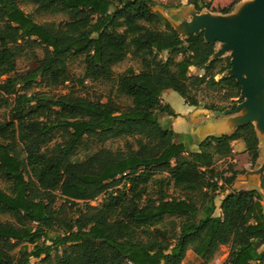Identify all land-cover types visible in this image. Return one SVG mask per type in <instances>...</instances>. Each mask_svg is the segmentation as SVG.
<instances>
[{
    "label": "trees",
    "instance_id": "trees-1",
    "mask_svg": "<svg viewBox=\"0 0 264 264\" xmlns=\"http://www.w3.org/2000/svg\"><path fill=\"white\" fill-rule=\"evenodd\" d=\"M161 1L27 0L68 19L37 23L18 0H0V110L9 109L0 119V216L7 218L0 264H183L188 251L208 264L222 246L229 247L224 264H264V195L233 188L260 157L255 126L206 136L191 150L159 121L160 113L178 117L162 102L168 90L196 108L192 94L204 87L241 101V85L223 77L231 58L211 61L216 45L204 32L182 39L154 10ZM187 5L198 13L209 7ZM26 49L37 66L21 75ZM128 57L140 61V72L115 81L113 68ZM79 59L82 78L70 68ZM191 68L204 74L190 75ZM62 79L80 87L115 81L130 105L35 92ZM238 140L246 150L235 154ZM116 141L124 147H106ZM223 159L227 166L216 172Z\"/></svg>",
    "mask_w": 264,
    "mask_h": 264
},
{
    "label": "rangeland",
    "instance_id": "rangeland-1",
    "mask_svg": "<svg viewBox=\"0 0 264 264\" xmlns=\"http://www.w3.org/2000/svg\"><path fill=\"white\" fill-rule=\"evenodd\" d=\"M20 8L26 13L31 16H33L34 20L37 23H47V22H63L67 21V17L65 15H51L44 12H41L37 10L35 6L28 3L27 0H18ZM250 0H205L206 4H209V7L207 9H204L199 15L204 13H224L227 8H229L233 3H235L233 7V11L235 12L238 10L242 4L249 2ZM188 0H163L161 1V6L156 7L155 11H160L168 20L173 21H180L177 20L179 10L184 7H190L187 5ZM177 6L182 5L179 9H164L162 6ZM191 8H193L191 6ZM216 15V14H214ZM177 18V19H176ZM185 21L191 22L192 18H185ZM181 36L184 39L183 32L181 31ZM220 44H216V50H219L221 47ZM35 54L39 57H43V52L40 48L35 49ZM166 54H164V57ZM230 57V54H225L222 58ZM37 66V62L35 57L31 52H29L27 49L24 52V55L19 58L18 61V73L21 75H26L31 70L35 69ZM71 71L77 78H82L84 74V65L81 59L77 60L71 65ZM141 63L140 61L128 57L125 61L122 63L116 65L114 69L115 73V81L118 79L119 76L123 74L128 73H138L141 70ZM190 75H202L204 74L203 71L198 70L197 68H191L190 69ZM224 76V75H223ZM222 76L218 75L216 76V80H219ZM115 81L113 82H103V81H90L88 80L85 83V87L77 86L76 83H72L69 81H65L64 79L61 80L60 84L56 88H49L45 86L38 85L35 87V92H42L44 94H47L49 96H60L65 95L73 91L78 96L81 97H87L91 100H98L102 99L104 102H106L108 99H114L117 104L121 106V108H127L130 105V100H128L124 96H120L116 93L115 90ZM170 94V97L165 95V99L169 100L170 103L174 106V108L178 111H182L181 109L185 106L184 99L176 92L174 91H168ZM225 92L222 89H209V88H202L200 91L195 92L192 94V96L196 97L198 100V107L196 108V119L193 120V116L191 115L189 117L190 121L192 122H202L201 125H198L195 127V131L192 129V125H186V128L184 130H181L180 128L176 127L177 131H186V134H176V141L177 142H183L185 145H187L191 150H197L198 147L195 146V140L198 142L201 137L206 135L205 130L200 131L199 126H204L205 123L209 122L210 119L215 118L216 124H223V126H218V130H226V127L231 126L229 124V120L232 116L231 114H227L228 110H235L239 103H241L243 100L238 103L239 98L230 99L225 96ZM9 109H1L0 110V119L4 120L7 117ZM220 113V114H219ZM218 114V115H216ZM168 116L166 114H159V121L161 125L164 128L173 130V124L172 120L166 119ZM226 123V124H225ZM261 141V148H260V158L257 161V163L252 166L250 163H246L245 168L247 169V172L250 170H258L263 164H264V137H260ZM106 147L108 148H123L124 142L123 141H116V142H109ZM227 166V161L218 160L215 166V171L219 172L222 171ZM240 178V177H239ZM258 183V182H257ZM256 182H252L251 180L249 182H241V180H237L234 184V188L236 190L239 189H250V188H256L259 189V186H257ZM259 184V183H258ZM4 185L0 181V187H3ZM264 194V193H263ZM223 195H219L216 198V206L217 211L216 215H219L220 212V198ZM104 197L99 198L95 202H92V205L97 206L99 205ZM262 204L264 205V198L262 201ZM63 205V201L58 202V206ZM0 220L6 221L7 218L0 216ZM229 254V247L228 246H222L219 250V252L216 254L215 258L208 264H224L228 258ZM35 262V260H33ZM183 264H205L204 261L200 258H198L192 251H188L187 256ZM252 264H258V263H252Z\"/></svg>",
    "mask_w": 264,
    "mask_h": 264
},
{
    "label": "water",
    "instance_id": "water-1",
    "mask_svg": "<svg viewBox=\"0 0 264 264\" xmlns=\"http://www.w3.org/2000/svg\"><path fill=\"white\" fill-rule=\"evenodd\" d=\"M178 17L180 21H169L179 34L183 32L184 39L204 32L207 43L221 45L211 61L225 54L231 56V69L223 77H233L241 85L243 101L235 110L227 111L235 117L229 120L230 128L223 131L232 134L240 127L253 124L259 137H264V0H250L229 15H199L194 7H184ZM185 18L192 20L185 21ZM223 125L220 124V129ZM214 129H206V136L212 135ZM245 177L246 182H258L257 186L264 192V164L258 170L247 172Z\"/></svg>",
    "mask_w": 264,
    "mask_h": 264
},
{
    "label": "crops",
    "instance_id": "crops-1",
    "mask_svg": "<svg viewBox=\"0 0 264 264\" xmlns=\"http://www.w3.org/2000/svg\"><path fill=\"white\" fill-rule=\"evenodd\" d=\"M234 13V11L231 12V14ZM214 14H218V15H229V14H224V13H214ZM169 91V90H168ZM168 91H165V93L163 94V97H162V102L163 104H169L174 112L178 115V117H171V116H168L166 119H169V120H172V124H173V131L176 133V134H186L187 132L186 131H177L176 130V127L180 128L181 130H184L186 128V125H192V129L193 131H195V127H197L198 125H201L200 123L202 122H193V120L196 119L195 117V114H196V107H191L189 105L186 104L185 100V106L181 109L182 111H178L174 108V106L170 103L169 100H166L164 97L165 95L169 96L170 97V94H168L169 92ZM193 116V120L192 122L190 121L189 117L190 116ZM235 117V116H233ZM216 120H212L210 119L209 122L205 123L204 126H199V130L202 131V130H206V129H210L211 127L215 128L214 130V133L212 135L214 136H218L219 134H230L228 131H221V130H218V126H220V122L218 124H216ZM209 134V133H208ZM207 134V135H208ZM206 135H204L203 137L200 138V140L197 142L196 140L194 141L195 142V146L198 147L199 143L205 138ZM259 137V135H258ZM259 140H260V137H259ZM181 143V142H180ZM183 143V142H182ZM232 148H233V152L235 154H239V153H242L246 150V144L244 143V141L242 140H238V141H234L232 143ZM261 148V141H260V144H259V149ZM260 158V157H259ZM225 161V159H223ZM223 160H220V161H223ZM259 160V159H258ZM230 161V160H228ZM253 171V170H251ZM250 172V170L248 171ZM240 177V178H239ZM237 180H241V182H244L246 181V177L245 175H240ZM236 180V181H237ZM236 183V182H235ZM234 188V187H233ZM235 189V188H234ZM251 189H256V188H250V189H239L238 191H241V190H251ZM261 193L263 194L264 192L260 189ZM220 195H223L220 199V204H221V201L223 200V198L225 197L224 196V193L223 194H220ZM264 195V194H263ZM221 212V211H220ZM221 215V213L219 214Z\"/></svg>",
    "mask_w": 264,
    "mask_h": 264
}]
</instances>
